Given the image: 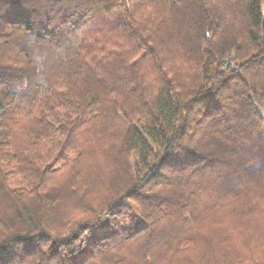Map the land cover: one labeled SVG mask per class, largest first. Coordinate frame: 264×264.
<instances>
[{"label": "trees", "instance_id": "1", "mask_svg": "<svg viewBox=\"0 0 264 264\" xmlns=\"http://www.w3.org/2000/svg\"><path fill=\"white\" fill-rule=\"evenodd\" d=\"M0 264H264V0H0Z\"/></svg>", "mask_w": 264, "mask_h": 264}, {"label": "rangeland", "instance_id": "2", "mask_svg": "<svg viewBox=\"0 0 264 264\" xmlns=\"http://www.w3.org/2000/svg\"><path fill=\"white\" fill-rule=\"evenodd\" d=\"M104 226L103 227H99L96 228L97 232L96 235H99L101 237V239L104 237V234H107L110 230H126V229H132L136 224H138L139 226L143 223L142 220L137 217L135 211L133 210H128V214H115V215H111V216H107L104 220H103ZM92 241L93 238H87V241ZM104 240L102 239V242ZM82 247L83 243L81 244ZM80 248L75 252V255L73 257L71 256H65L67 258L68 263H72V259H76V260H80L81 254H79V250ZM92 248H89V251Z\"/></svg>", "mask_w": 264, "mask_h": 264}]
</instances>
